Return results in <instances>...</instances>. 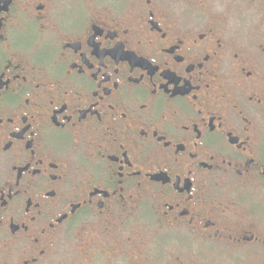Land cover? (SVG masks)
Here are the masks:
<instances>
[{"label": "flooded vegetation", "instance_id": "1", "mask_svg": "<svg viewBox=\"0 0 264 264\" xmlns=\"http://www.w3.org/2000/svg\"><path fill=\"white\" fill-rule=\"evenodd\" d=\"M258 1L0 0V264H264Z\"/></svg>", "mask_w": 264, "mask_h": 264}, {"label": "rangeland", "instance_id": "2", "mask_svg": "<svg viewBox=\"0 0 264 264\" xmlns=\"http://www.w3.org/2000/svg\"><path fill=\"white\" fill-rule=\"evenodd\" d=\"M236 18L241 19L239 22H264V2H246L242 4L236 11ZM238 22V21H236ZM86 238L85 241L89 242L92 246L93 257L92 261L88 264H107V259L110 258L109 254H111V249L108 244H105V241L99 235H93L92 233H86L83 235L81 239H77V242H84L83 238ZM73 237L68 236L62 244L66 248H70V243L74 242ZM107 242L110 244H115L117 241L114 239L113 235H110L106 238ZM94 243V245H93ZM139 245V244H138ZM126 253L128 252V257H126V263L124 264H148L143 257L138 258L131 256V247H124ZM146 258V257H145ZM149 264H156L155 261H149ZM58 264H74L73 260L68 256H62ZM108 264H118L117 260L109 262Z\"/></svg>", "mask_w": 264, "mask_h": 264}]
</instances>
